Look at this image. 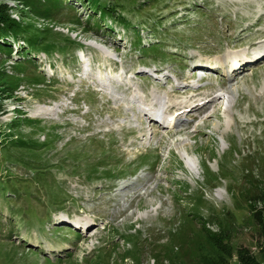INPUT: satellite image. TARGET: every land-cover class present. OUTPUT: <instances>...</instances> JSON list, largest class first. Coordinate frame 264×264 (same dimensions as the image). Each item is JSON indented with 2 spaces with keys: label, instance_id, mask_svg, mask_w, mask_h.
<instances>
[{
  "label": "rangeland",
  "instance_id": "rangeland-1",
  "mask_svg": "<svg viewBox=\"0 0 264 264\" xmlns=\"http://www.w3.org/2000/svg\"><path fill=\"white\" fill-rule=\"evenodd\" d=\"M118 1H7L42 45L0 59V264H194L221 218L264 264L243 208L264 179V0Z\"/></svg>",
  "mask_w": 264,
  "mask_h": 264
},
{
  "label": "trees",
  "instance_id": "trees-1",
  "mask_svg": "<svg viewBox=\"0 0 264 264\" xmlns=\"http://www.w3.org/2000/svg\"><path fill=\"white\" fill-rule=\"evenodd\" d=\"M9 0H0V59H14V54L17 53L12 46L14 40H25L26 45L20 46V53L16 58L17 64H21L27 61L32 62L31 50L35 51L41 48V43H39L40 38L37 37L35 32H30L27 25H23L22 22L16 20L12 16L11 6L7 4ZM19 4H24L23 6H32L39 2L40 0H12ZM58 1V0H52ZM83 3L87 4L90 11L94 12V9H100L102 14H106L113 18V14H117V10L120 12L124 9V5H120L119 1L111 2L110 0H81ZM122 24H126L123 18L116 19ZM7 75L3 70H0V85L4 86L3 82H6ZM0 86V112H3L2 98L3 92H7L6 89ZM3 89L5 91H3ZM12 90V89H11ZM11 94V93H10ZM14 126V125H13ZM15 128V127H12ZM10 130V127H9ZM7 135L0 127V146L2 144L11 142L13 140L8 139ZM16 144H24V140L19 138ZM252 188V189H251ZM245 200L243 208L248 213L247 217L251 220L252 224L257 228L258 241H259V251L263 255L264 260V179L256 180L252 182L250 187L244 192ZM237 199V198H236ZM220 219V218H219ZM215 224V229H211L210 226ZM201 226L205 234L195 241L187 242L189 247L193 246L195 248H190L188 255L194 260V264H262V262L256 257V255L250 251L246 246H239L236 250H233L231 245V235L233 223L226 218H221L216 223L202 222ZM193 249V250H192ZM181 261V260H180ZM173 264V263H171ZM180 264V263H178Z\"/></svg>",
  "mask_w": 264,
  "mask_h": 264
},
{
  "label": "bare ground",
  "instance_id": "bare-ground-1",
  "mask_svg": "<svg viewBox=\"0 0 264 264\" xmlns=\"http://www.w3.org/2000/svg\"><path fill=\"white\" fill-rule=\"evenodd\" d=\"M262 33V32H261ZM258 35H260V34H258ZM257 35V36H258ZM256 37V36H255ZM235 48V47H234ZM264 57V53H259V55L254 59L255 60V62H258L259 61V59H261V58H263ZM238 60H239V58L237 57L236 59H234L233 61H231L230 62V59H228V61H229V71H234V70H236L238 67H239V65H238ZM222 63L223 62H225V57H224V59H223V61H221ZM234 62L236 63L235 65H233L234 64ZM242 64H244V63H242ZM241 64V65H242ZM238 66V67H237ZM198 67H204V69L205 68H207V67H209V66H207V64H198ZM201 68V69H202ZM159 78H157V80H158ZM152 100H157V105H156V108L155 109H153V108H149V107H144V108H142L143 110H144V115H146L148 118H153L154 119V117L156 116V115H158V114H160V112L162 111V109L164 108V106H163V99H161L160 97L159 98H152ZM159 101H161V102H159ZM209 101V100H208ZM207 101V102H208ZM206 101L205 102H202V103H199V104H195V105H201V104H203V103H207ZM212 102V101H211ZM194 105V106H195ZM204 105V104H203ZM175 106L176 105H173V104H170L167 108H168V110L169 109H173V108H175ZM194 106H186L185 104L183 105V107L182 108H185V107H187L186 109L189 111V110H191V108L190 107H194ZM181 107H179V109H180V111H181V109H182ZM190 108V109H189ZM150 109V111L152 112V114H153V116H151L152 114H150L149 115V113H146V110L148 111ZM192 111H194V112H197V110H195V107H194V109L192 110ZM149 116H148V115ZM156 114V115H155ZM167 120H168V123H167V121H164V122H166V124H167V126H171V125H176L177 123H179V119H177L176 120V118H175V114H172V115H170L168 118H167ZM170 122H172V123H170ZM190 162V160H188V162L187 163H189ZM88 227H87V229L86 230H88V229H90L91 228V222L90 223H88Z\"/></svg>",
  "mask_w": 264,
  "mask_h": 264
}]
</instances>
